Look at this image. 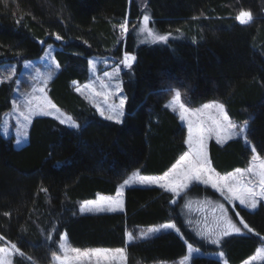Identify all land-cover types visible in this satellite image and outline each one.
<instances>
[{"label": "trees", "instance_id": "16d2710c", "mask_svg": "<svg viewBox=\"0 0 264 264\" xmlns=\"http://www.w3.org/2000/svg\"><path fill=\"white\" fill-rule=\"evenodd\" d=\"M144 8L161 33L176 38L139 46L132 29L144 12L138 0H0V68L16 67V75L0 83V125L17 91L28 86L18 80L23 64L51 44L60 47L54 54L59 71L47 94L81 124L74 130L38 117L20 150L0 132V243H15L24 253L15 264H52L63 233L74 248H124L125 264H179L188 253L185 241L241 264L264 244V203L255 211L232 208L202 185L177 205L164 189L131 188L123 212L80 213L83 201L115 194L133 171L163 174L187 152L186 129L166 107L175 90L191 105L222 101L234 123H248L247 137L264 156V0H146ZM240 10L251 11L250 24L235 19ZM125 19L132 29L127 36L118 27ZM125 53L136 62L122 71L127 101L117 124L100 117L75 84L89 80L90 58ZM7 75L0 71V78ZM252 154L242 139L209 143L211 163L222 174L246 167ZM220 204L233 223L243 219L260 235L237 223L244 235L223 237L219 245L202 239L205 221L211 227L221 215ZM168 222L181 227L183 238L173 231L137 238L139 229ZM191 264L223 262L203 256Z\"/></svg>", "mask_w": 264, "mask_h": 264}, {"label": "snow or ice", "instance_id": "6c2138e0", "mask_svg": "<svg viewBox=\"0 0 264 264\" xmlns=\"http://www.w3.org/2000/svg\"><path fill=\"white\" fill-rule=\"evenodd\" d=\"M239 24L248 25L253 20V14L251 11L240 10L238 15L235 18ZM19 23V21H17ZM143 28L140 29L142 32H146L148 36L152 37L154 42L165 43L167 44L171 33L159 34L155 33L150 24V16L145 14L142 17ZM123 34H127L129 31L128 20L125 19L123 23L118 26ZM177 32L180 30L177 29ZM56 40L63 39L59 34H55ZM43 43V42H42ZM53 48L51 45L48 46V50L44 53V56L48 60L54 61ZM19 54V53H18ZM136 62V56L125 53L123 59L120 61L126 68L131 69L132 65ZM89 64L95 67L93 61H89ZM56 68H59V64L56 63ZM25 68H30L32 65L30 63H24ZM0 71H6L7 76L0 78V83H4L5 80H10L13 76L16 75V67L9 66L7 69L0 68ZM118 71V70H117ZM37 76L39 77V69H36ZM105 75H109L105 73ZM52 73L49 72L46 75L43 83L46 85L47 80L51 79ZM85 88L90 87V85H85ZM116 95H119L121 89V84L118 82L115 85ZM80 90L79 88L77 89ZM166 91L171 92L172 89ZM36 93H44L43 87H38L33 85L32 93L25 96L24 110H20V107L13 104L14 109L19 113V117L23 118L25 124L31 121L33 115L43 114V115H52L53 111L59 113L56 117L59 119L61 124H66L68 127L79 130L81 129V124L73 119L71 116H66L64 113L60 112L57 106L52 103L46 95L37 96ZM99 95V93H96ZM181 92L175 91L174 99L166 107L175 104L180 100ZM107 99V97H106ZM127 101V95L120 96L119 104H110L108 105V111L111 112V115H105L103 108L97 106V110L100 112V115L103 116L106 120H114L115 123H122V117L124 116V106ZM179 108L182 112H191L193 115H197L204 111V109H215L216 115L210 116V123L205 126L203 122H198V124L193 126L191 120L188 121L189 130H188V139L186 143L189 147V152L181 156L180 160L177 161L168 172L164 175L157 178L150 177H139V173H134L133 177L125 180L124 185L130 186L134 181L138 180L140 184L146 185H156L160 189H164L168 193L172 194L170 198V203L177 205V201L180 200L183 203V196L190 195L193 191H199L198 186L203 185L205 187H211L215 191L219 192L221 196L224 197L228 203L232 204L233 201H239L240 205H243L246 208L255 209L257 207V197L260 200H264V158H261L259 154L253 156V161H260L258 168L259 172H253V168H256L257 165L254 163L251 167L247 169H236L234 173L220 176L215 172V169L210 167V160L206 152V141L215 135L216 142L219 144L227 143L229 140H232L234 137H241L244 139L246 144H251V141L247 139V134L250 131L249 125L247 122L244 124L237 125L233 123L225 110V105L223 103H213L205 104L203 108H187L183 103L179 104ZM175 110V109H174ZM181 119H184L183 115ZM5 127H7V120H5ZM17 123H20L18 118ZM238 129V130H237ZM22 139L18 136L16 139V144L20 145ZM251 151L256 153V147L252 146ZM250 176L258 177V182L254 183ZM183 190V191H182ZM42 191L47 192V189H42ZM117 197L123 195V191L117 192ZM123 201L121 199H114L110 197H100L99 200L86 201L81 208V211L84 208H88L89 211L95 210L98 212L104 211H117L122 209ZM221 215L214 219L212 226L208 227L207 221H205L204 229L201 230L202 239L208 240L212 244L219 245L223 237H227L233 234L244 235L241 227L237 226V223L243 226L248 233H253L254 235L259 236V233H254V230L249 227L247 223L240 219L237 223H233L232 217L226 215L228 209L224 207L223 204L218 205ZM7 215V213H6ZM234 216L238 217L240 213L234 211ZM183 224V221H180ZM189 224L193 223L192 220L188 221ZM163 231H174L177 234L181 235L183 238V233L181 232V227L177 226L176 222H169L162 224L159 228L150 229L148 233L141 234L139 238L149 239L152 234H158ZM4 237L0 236V240H3ZM51 239V237H49ZM66 239V237H61V241ZM128 239L131 241L134 239L132 233H128ZM264 239V237H261ZM188 253L181 261V264H190V261L193 258L194 254H201L198 247H193L191 243H187ZM11 248L16 252H19L21 256L24 253L20 252V249L17 248L16 244H11ZM59 249L64 253L63 256L54 254V260L58 261L59 264H115V261L119 258L124 260L125 249H80V248H71L68 249L66 245L61 242L59 243ZM5 249L0 247V253H4ZM71 252L74 254L69 258L68 253ZM219 257L224 256V252L220 251L218 253ZM30 259V258H29ZM0 264H7L3 261V257L0 256ZM246 264H251V261L246 262Z\"/></svg>", "mask_w": 264, "mask_h": 264}, {"label": "rangeland", "instance_id": "374dc122", "mask_svg": "<svg viewBox=\"0 0 264 264\" xmlns=\"http://www.w3.org/2000/svg\"><path fill=\"white\" fill-rule=\"evenodd\" d=\"M138 1H139V3H141V7L144 10L145 9L144 7H145L146 0H138ZM145 14L150 16V13H148L147 10L146 11L144 10L143 15H145ZM143 15L141 16V18L137 22L134 23L135 24V28H132V29L135 30L134 33H135V37H136V41L138 42V45L139 46H141V45L153 46V45H163V44H165V43L154 42L152 40V37L148 36L146 32L140 31V29L143 28V24H142ZM127 20H128V24H129V31H128V33H129L132 29H131L130 19H127ZM149 27H151L152 30L155 33L163 34L153 25V20H152L151 16H150ZM121 32H122V30H121ZM127 34L125 35V34L122 33V35H124V36H127ZM174 38H176L175 35H171L169 41L174 39ZM48 46L49 45L45 46L44 53L48 50ZM51 46H52V48L54 50L53 51V56H54L55 52L57 50H60V47L55 45V44H51ZM44 53H43V55L40 58L25 62V63H30L32 65V67L25 68L24 64H23V68H22V71H21V74H20V78H18V80H20V79H23L24 81L27 80L28 81V86L26 88H23L24 90H22V91H20V90L17 91L18 89H16L17 93H16V95L14 97V100H13V104L15 103L16 105H18L20 107V110H24L25 96L27 94L32 93L33 85H36L38 87H43L44 88V93H36L35 95H37V96L46 95L47 98L50 99L48 94H47V88H48L49 83L54 79V77L58 73L59 68H56V66H55L56 63H58L55 60V58H54V61L53 60H48L44 56ZM123 57H124V54H123L122 58H117L114 55H107V56L90 58L88 61H93L94 64H95V67H93L92 65L89 64V75H90L89 80L86 83H84V84H75L76 91L83 98H85L96 110H97V106H99L100 108H103L104 111H105V115H111L112 114L111 112L108 111V105H110V104H117L118 105L120 96L125 95L124 91H123L122 71H123V69H126V67L122 63H120V61L123 59ZM36 69H39V77L37 76ZM49 72L52 73V76H51V79L47 80V83L45 85L43 83V81H44V79H46V75ZM105 73H108L109 75H105ZM118 82L121 84L122 91H120L119 95H116L115 94V92H116L115 85ZM85 85H90V87L85 88L84 87ZM78 88L80 89L79 91L77 90ZM175 91H178V90H175ZM96 93H99V95H97ZM106 97H107V99H106ZM173 99H174V95L166 103V105H169L173 101ZM216 102L222 103V101H220V100H213V101L206 102V103L199 104V105H191L181 96L179 101H177L175 104H172L171 106H169L167 108L170 109L171 111H173L174 113H176L179 116L181 124L186 129L187 139H188V130H189L188 121L189 120H191L193 122L194 128L198 124V122H203L205 124V126H207L210 123L209 117L216 115V112H215V109L209 108V109H204L203 112H201V113H199L197 115H193L191 112H182V110L179 108V104L183 103L185 105V107L192 109V108H203V105H205V104H213V103H216ZM57 108L60 110V112L64 113L66 116H71V115L67 114L66 112H64L63 110H61L59 107H57ZM123 111H124V116H125V106H124ZM98 113L100 115L99 111H98ZM58 115H59V113H56L54 111H53L52 115L36 114V115L32 116L31 121L29 123L25 124L23 122V118L19 117V113L14 109V107H12V110L8 114H6L4 116V118H3V120H2V123L0 125V132L3 135V137H5L6 139L13 137L14 138V147H15V149L20 150L23 147L27 146L28 143H29V132H30V129H31V126H32V123H33L34 119H36L38 117H49V118H52V119H54V120H56V121H58L60 123L59 119L56 118ZM182 115H183L184 119H181ZM124 116L122 117V121L124 120ZM100 117L105 119L101 115H100ZM18 118L20 120L19 124L17 123ZM230 119H231V117H230ZM5 120H7V127H5V123H4ZM109 121L115 122L114 120H109ZM231 121L233 122L232 119H231ZM62 125L68 127L66 124H62ZM237 125H241L242 126L243 124H237ZM68 128H70V127H68ZM18 136L22 139V143L20 145L16 144V139L18 138ZM187 139H186V141H187ZM236 139H242V141L244 142V139L241 138V137H234L232 140H236ZM247 139H248V137H247ZM211 140H214L216 142L215 135H213L210 139H208L206 141V152H207L208 157H209V143H210ZM229 141H231V140H229ZM224 144H226V143H223V144H220V145H224ZM186 145H187V152H189L188 144L186 143ZM245 145L248 148H250V149H251L252 146H254V144L252 142H251V144H246L245 143ZM256 154H259L257 152V150H256V153L252 154V157L250 159L249 164L246 167H244V168H238V169H247V168L251 167L255 163L257 165V167L253 168V172H259L258 165H259L260 161H258V160L257 161H253V159H252L253 156L256 155ZM260 157L264 158V156H262V155H260ZM209 160H210V157H209ZM210 167L215 169L213 167L212 163H211V160H210ZM234 171L235 170H233V171H231L229 173L222 174V173H219L217 170H215V172L218 173L220 176H225V175L232 174V173H234ZM134 173H139V177H141V178L142 177L157 178V177H160V176L164 175V173L163 174H159V175H147V174H143L141 172V170H139V169L135 170L131 174H129L118 185V188H117V191H116L115 194L109 195V194L99 193V194L96 195V197L94 199L87 200V201L99 200L100 197H110V198H114V199H121L123 201V204H122V209L123 210L122 211H124L125 193H126V191L128 189H131V188H159L156 185L140 184L138 182V180L134 181L130 186L124 185V181L132 178ZM249 178H251L254 183L258 182V177L250 176ZM208 188L212 189L211 187H208ZM121 190L123 191V195L121 197H117V195H116L117 192L121 191ZM212 190L215 191L214 189H212ZM215 192L220 195L219 192H217V191H215ZM221 197L224 199L223 196H221ZM257 201H258V203H257V207L255 209L246 208L243 205H240L239 201H233L232 204L228 203V201H226V202L232 208H234L236 205H239V206H241V207H243V208H245V209H247L249 211H255V210L258 209V207H259V205L261 203H264V200H260L259 197H257ZM85 202L86 201H83L81 203V205H80L79 211L81 212V214H89V213L97 214V213H112L113 212V211L98 212V211H95V210L89 211L88 208H84V210L81 211V208L83 207ZM122 211L121 210H117V211H114L113 213H118V212H122ZM161 225L162 224L156 225V226H151V227H144V228L139 229L137 238L140 239V240H143V239L139 238L141 236V234L148 233L150 229L159 228ZM156 235L157 234H152L150 236V238L153 237V236H156ZM62 236L66 237V239H64L63 241L60 240V243L63 242L68 249L74 248V247H72V246H70L68 244L67 234L63 233ZM134 239H135V237H134ZM134 239L131 240V241L128 239V241L132 242V241H134ZM0 247L5 249V252L4 253H0V256L3 257V261L7 262V264H15V258L16 257H21L20 253H18L15 250H13L9 244L1 242L0 243ZM193 247H195V246H193ZM92 249H97V248H92ZM100 249H117V248H101L100 247ZM58 253H59L58 255H61V256H63V254H64L60 249H59ZM200 253L201 254H198V255L194 254L193 258L209 256V257H214V258H217V259L221 260L223 262V264H229L227 262L225 256H223L222 258L219 257V255H218L219 252H205V251L200 249ZM68 256H69V258H71L72 256H74V254L69 252ZM125 257H126V254H125ZM191 261H190V264H191ZM248 261H251V264H262V263H264V244H262L259 247L257 252L252 257L248 258L247 260H245L241 264H246V262H248ZM125 263H126V258L124 260H120L118 258L115 261V264H125ZM52 264H59V262L54 260V258H53ZM93 264H94V258H93ZM179 264H181V262H179Z\"/></svg>", "mask_w": 264, "mask_h": 264}, {"label": "crops", "instance_id": "0c3cea01", "mask_svg": "<svg viewBox=\"0 0 264 264\" xmlns=\"http://www.w3.org/2000/svg\"><path fill=\"white\" fill-rule=\"evenodd\" d=\"M123 212V211H122ZM81 213V212H80ZM163 232H168V231H163ZM174 232V231H173ZM176 233V232H175Z\"/></svg>", "mask_w": 264, "mask_h": 264}, {"label": "bare ground", "instance_id": "6f19581e", "mask_svg": "<svg viewBox=\"0 0 264 264\" xmlns=\"http://www.w3.org/2000/svg\"><path fill=\"white\" fill-rule=\"evenodd\" d=\"M113 213V212H112Z\"/></svg>", "mask_w": 264, "mask_h": 264}]
</instances>
